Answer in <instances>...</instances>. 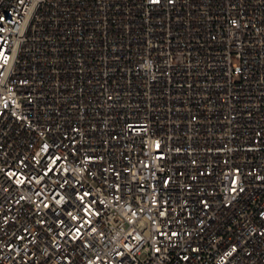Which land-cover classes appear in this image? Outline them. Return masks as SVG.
<instances>
[{"label":"built area","instance_id":"2783aa9c","mask_svg":"<svg viewBox=\"0 0 264 264\" xmlns=\"http://www.w3.org/2000/svg\"><path fill=\"white\" fill-rule=\"evenodd\" d=\"M0 264H264V0H0Z\"/></svg>","mask_w":264,"mask_h":264}]
</instances>
